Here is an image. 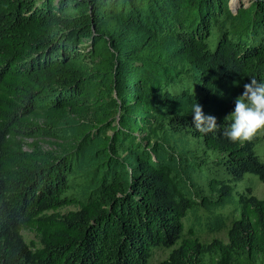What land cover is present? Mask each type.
Segmentation results:
<instances>
[{"label": "trees", "instance_id": "16d2710c", "mask_svg": "<svg viewBox=\"0 0 264 264\" xmlns=\"http://www.w3.org/2000/svg\"><path fill=\"white\" fill-rule=\"evenodd\" d=\"M231 1L0 0V264H264V199L218 212L264 183V133L223 135L264 0Z\"/></svg>", "mask_w": 264, "mask_h": 264}, {"label": "clouds", "instance_id": "9594fccd", "mask_svg": "<svg viewBox=\"0 0 264 264\" xmlns=\"http://www.w3.org/2000/svg\"><path fill=\"white\" fill-rule=\"evenodd\" d=\"M243 87L244 91L235 99L234 109L225 117L230 120V125L223 133L229 141L241 144L264 130V82L250 78V82ZM195 108L204 116L198 104ZM204 117L211 121L210 128L205 131L215 130V117Z\"/></svg>", "mask_w": 264, "mask_h": 264}, {"label": "rangeland", "instance_id": "374dc122", "mask_svg": "<svg viewBox=\"0 0 264 264\" xmlns=\"http://www.w3.org/2000/svg\"><path fill=\"white\" fill-rule=\"evenodd\" d=\"M232 2V1H231ZM249 0H239L240 3L248 4ZM260 135L264 133V130L259 131ZM26 142H31V140H27ZM255 151L257 156L259 157V160L264 162V141H260L256 143L255 145ZM209 156L208 159V166L212 165L214 163L213 160L216 159L217 155L208 153ZM208 174L203 176V180L200 181V193L209 194L207 192V182H208ZM203 185V186H201ZM245 187H249L252 190V194L256 196L259 199H264V183L259 180V178L252 174H246L242 180H240L236 188L232 194V198L230 199L227 206H225V209L219 210L218 212L227 216L228 221L234 217V214L232 212L233 209H237V214L240 213V209L237 206L238 201V193L242 192ZM201 195V194H200ZM64 211V210H62ZM205 214V213H204ZM204 221V219H203ZM229 224V223H228ZM23 235L27 241H30L34 238L33 234L28 232H23ZM200 235L203 241L210 242L213 239H220L223 242H227V229H222L220 231H208L204 227L200 229ZM171 249H155L152 251L151 258L149 260L148 264H159L161 261L167 258L169 252Z\"/></svg>", "mask_w": 264, "mask_h": 264}, {"label": "bare ground", "instance_id": "6f19581e", "mask_svg": "<svg viewBox=\"0 0 264 264\" xmlns=\"http://www.w3.org/2000/svg\"><path fill=\"white\" fill-rule=\"evenodd\" d=\"M236 3V0H232V5H235Z\"/></svg>", "mask_w": 264, "mask_h": 264}]
</instances>
